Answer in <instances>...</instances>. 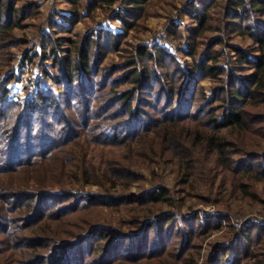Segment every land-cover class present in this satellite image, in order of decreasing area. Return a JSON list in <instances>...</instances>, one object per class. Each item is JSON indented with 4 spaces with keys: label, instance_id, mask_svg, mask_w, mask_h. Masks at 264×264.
Listing matches in <instances>:
<instances>
[{
    "label": "trees",
    "instance_id": "16d2710c",
    "mask_svg": "<svg viewBox=\"0 0 264 264\" xmlns=\"http://www.w3.org/2000/svg\"><path fill=\"white\" fill-rule=\"evenodd\" d=\"M66 1L71 10L51 19L43 52L24 53L20 66L39 55L44 66L30 94L18 98L9 49L22 42L16 33L39 4L0 0V264H127L161 254L196 264L197 254L186 258L187 251L223 223L172 210L171 190L153 166L173 165L178 208L201 178L206 203L225 201L233 211L234 199L263 201L264 0H192L194 27L170 32L169 40L183 35L175 53L142 43L118 60L112 55L124 49L152 0ZM222 7L223 33L209 36ZM101 12L120 28L97 22ZM80 23L84 32H76ZM238 35L251 40L249 48L228 40ZM143 140L144 162L136 149ZM125 145L136 160L116 156ZM143 166L157 184L131 192ZM130 204L151 212L132 219L131 232L93 215ZM164 206L170 209L156 215ZM227 225L208 264H264V221L236 229L228 218Z\"/></svg>",
    "mask_w": 264,
    "mask_h": 264
},
{
    "label": "rangeland",
    "instance_id": "374dc122",
    "mask_svg": "<svg viewBox=\"0 0 264 264\" xmlns=\"http://www.w3.org/2000/svg\"><path fill=\"white\" fill-rule=\"evenodd\" d=\"M32 1V0H31ZM39 4L38 6V14L34 16H30L25 23L27 27L24 29H19L16 33V37L21 38L22 42H16V46H13L9 49L10 53H14L15 60L13 64L18 66L17 73L20 78L10 84L12 89V93L14 97L23 98L30 94L31 90L36 86V80L42 74V67L44 64L42 63L41 58L39 56L36 57L34 62L27 60L25 65L20 66L21 60L24 57L25 51H29L28 54H34L37 52L41 54L43 52L42 44L45 40V34L49 30V22L53 19L56 14L59 13H69L71 10L70 4L66 0H33ZM192 0H152L148 9L149 12L146 16L139 21V25L136 30H133L128 35L126 39V43L123 44V48L121 52L115 53L112 56V59L118 60L120 53L125 54V50L133 49L136 45L146 43V44H157L161 46H166L170 52L175 53V49L178 47V43H180V38L169 40L170 37L173 36L170 32L173 30L174 26H181V28H185L186 26L192 28L194 24L191 22L190 14L187 10L189 7V2ZM222 12L223 7L216 12H214V20L212 21L213 28L208 31L209 36H217L223 33L222 29L225 27V20H222ZM105 13H100V18L97 19L101 25L105 26L108 29H119L120 25L117 22H112L108 19H105ZM228 20V19H227ZM84 21L88 22L89 25H92V22L89 18H86ZM85 23V22H84ZM86 24L80 23L76 27V32H84L88 28ZM222 29H218V28ZM186 30V29H184ZM189 32H185V37L188 36ZM71 35V34H70ZM59 36H69V33H60ZM231 43L238 44L243 46L244 48H249L251 44V40L246 38L244 39L242 36L238 35L228 39ZM184 44H187L185 40ZM111 59V60H112ZM189 59V57H188ZM110 62V60H109ZM23 68V69H22ZM212 81H206L204 85L206 87L210 86ZM148 143L147 141L138 145L136 148L138 152H142L144 154L141 155L140 159L144 162L145 156L148 153ZM264 149V144H263ZM129 154V158L136 160V154L131 152L129 145L121 146L116 149V156L122 157L123 155ZM156 162H154L155 164ZM154 170L157 173L156 180L160 183L165 184L171 190V196L173 197V201L175 202L172 210L181 211L186 215L198 214L200 220H212L215 223L222 222V214H231L235 220H241L246 223H249L253 220H261L264 221V199L263 201L257 202L255 204H250L246 202H239L240 200L234 199L233 201V211L228 210L226 208L225 201L209 202L206 203L203 198L208 196V184L204 181V178L200 179L201 186H197L194 190L193 194L188 196L183 204V207H179L181 205L180 198L182 194L179 189L181 186L177 182V173L173 171V165L171 163L156 164L153 166ZM146 168V167H145ZM144 166L142 169L143 178L138 183H135L131 188V192L138 193L146 188L157 184L156 181L153 180L150 175V171L148 168L145 169ZM203 173V172H202ZM204 174V173H203ZM202 174H200L201 176ZM202 177V176H201ZM180 187V188H179ZM119 192L127 193V190H123L120 187ZM258 190L261 193V196L264 198V184H260L258 186ZM184 196V195H183ZM148 206L135 207L131 204L128 208L116 206L114 208H102L100 211H96L92 213L95 216L96 222L99 223H108L114 226H118L120 230L123 232L124 230H129V222L132 219H136L137 216L141 218H146L148 215H151V212L147 210ZM137 209V210H135ZM167 206H164L160 211H155L156 215L161 214L165 210H169ZM93 216V217H94ZM132 222V221H131ZM223 223V222H222ZM227 224L223 223V227L221 230H218L212 233L210 236L205 237L202 241H199L196 247L189 249L186 253V258H189L192 254H197V263L196 264H208L207 259L211 254L213 247H215L220 241L223 240L221 235L224 234L228 229ZM65 229L64 226L61 227L60 230ZM242 228V227H241ZM240 228V229H241ZM54 229V227L52 228ZM197 243V242H195ZM120 249V247H119ZM188 256V257H187ZM189 262L188 259L185 260ZM173 258L169 256V254H161L155 255V258H151L149 260L137 261L130 260L127 264H174ZM125 264V263H119ZM182 264V261H181ZM185 264V263H184Z\"/></svg>",
    "mask_w": 264,
    "mask_h": 264
},
{
    "label": "built area",
    "instance_id": "2783aa9c",
    "mask_svg": "<svg viewBox=\"0 0 264 264\" xmlns=\"http://www.w3.org/2000/svg\"><path fill=\"white\" fill-rule=\"evenodd\" d=\"M223 218H222V222L227 224L228 218L229 220L232 221L234 227L236 229H240L244 224V222H242L241 220H235L231 214L227 213V214H222Z\"/></svg>",
    "mask_w": 264,
    "mask_h": 264
}]
</instances>
